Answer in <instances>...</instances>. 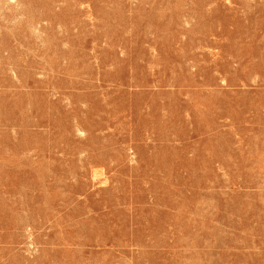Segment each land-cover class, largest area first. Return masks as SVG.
<instances>
[{
	"label": "rangeland",
	"instance_id": "obj_1",
	"mask_svg": "<svg viewBox=\"0 0 264 264\" xmlns=\"http://www.w3.org/2000/svg\"><path fill=\"white\" fill-rule=\"evenodd\" d=\"M0 264H264V0H0Z\"/></svg>",
	"mask_w": 264,
	"mask_h": 264
}]
</instances>
